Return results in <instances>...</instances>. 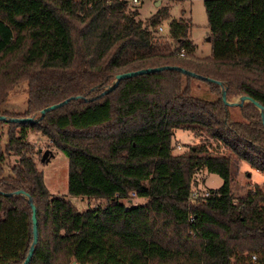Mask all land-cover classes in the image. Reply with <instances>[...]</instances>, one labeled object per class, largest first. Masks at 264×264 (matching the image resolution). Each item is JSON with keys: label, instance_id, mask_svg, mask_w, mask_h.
I'll use <instances>...</instances> for the list:
<instances>
[{"label": "trees", "instance_id": "trees-1", "mask_svg": "<svg viewBox=\"0 0 264 264\" xmlns=\"http://www.w3.org/2000/svg\"><path fill=\"white\" fill-rule=\"evenodd\" d=\"M204 4L212 56L200 59L191 19H173L169 35L160 33L170 6L143 20L133 0H0V115L38 118L82 97L35 123L0 120V264H22L33 242L28 197L9 195L18 190L37 210L28 264H257L254 254L264 264L262 189L236 199L232 157L197 146L173 153L176 130L202 131L264 173L260 110L222 99L226 88L229 101L247 95L264 106V0ZM159 66L197 75L164 69L122 79L101 95L118 74ZM22 82L26 109H2ZM196 82L214 99L196 95ZM31 133L67 154L71 195L102 202L81 211L53 195ZM202 169L224 182L207 200H191Z\"/></svg>", "mask_w": 264, "mask_h": 264}, {"label": "rangeland", "instance_id": "rangeland-1", "mask_svg": "<svg viewBox=\"0 0 264 264\" xmlns=\"http://www.w3.org/2000/svg\"><path fill=\"white\" fill-rule=\"evenodd\" d=\"M138 6L140 18L143 20L151 17L160 7L170 6V18L163 22L162 30H160V33L166 36L169 35L171 20L181 17L191 19V39L196 45L195 56L200 59L212 56V45L209 40L210 28L204 0H141ZM196 84L199 88L201 87L200 89L195 88L196 95H205L211 100L214 99V96L206 93L208 90L206 84L202 82H196ZM27 100L28 85L26 82H22L15 87L2 109L23 112L26 109ZM238 100L239 97L232 98L234 102ZM230 111L233 118L238 120L242 118L237 107H231ZM29 140L43 150L42 156L46 150H50L54 154L48 161H42V156L36 158L37 167L44 173L45 184L53 195L70 199L81 211L102 202L97 199L71 195L69 192V158L67 154L57 149L51 140L40 133H31ZM173 146L175 155L185 154L191 146H197L203 149L205 154L232 157L233 181L231 188L236 199L245 196L249 190L258 187L264 192V173L248 162L236 158L221 141L212 138L207 133L178 129L175 131ZM223 182V178L218 174L202 169L195 176L193 192L218 189ZM135 198V204L145 203V199Z\"/></svg>", "mask_w": 264, "mask_h": 264}, {"label": "water", "instance_id": "water-1", "mask_svg": "<svg viewBox=\"0 0 264 264\" xmlns=\"http://www.w3.org/2000/svg\"><path fill=\"white\" fill-rule=\"evenodd\" d=\"M209 40H210V37H209ZM164 69H178V70H182L184 73L190 74L192 76H196L197 75L193 71H190V70H187L185 68L178 67V66H159V67L143 68V69H139V70H136V71H130V72H125V73L118 74L116 76L114 82L112 83V85H110L106 90H104L101 95L107 94L110 91H112L113 89H115L122 79L133 77V76L140 75V74H145V73H150V72H157V71H161V70H164ZM199 77L204 78L202 76H199ZM208 80H210V79H208ZM217 83L219 85H221V86L223 85L222 82H220V81H218ZM80 98H82V97L81 96H77V97H73V98H70V99H66L63 102H60L58 104H54V105L48 106V107H46V108L41 110V115L38 118H33V117L7 118L4 115H0V120H8V121H11V122L35 123L39 119L44 117V115L48 111L63 106L64 104L68 103L71 99H80ZM222 99H223V102L226 105H228V106L243 105L244 102H246V101L252 102L260 110L261 116H262V123L264 125V106L261 103H259L257 100H255L254 98H252L250 96H247V95H242V96L239 97V100L236 101V102L229 101L228 100V96H227V90H226V88H223L222 89ZM52 156H54V154L51 153L50 150H46L44 152L43 156H42V161H48L50 159V157H52ZM13 194H24L25 196L28 197V200H29V202L31 203V205L33 207V242H32L30 251H29L26 259L22 263V264H28L30 262L32 256H33L34 252H35V248H36V245L38 243L39 229H38L37 210H36V208L34 206L33 199H32V197L29 194L25 193L23 190H18L15 193H11L9 195H13ZM73 264H75V263H73Z\"/></svg>", "mask_w": 264, "mask_h": 264}, {"label": "built area", "instance_id": "built-area-1", "mask_svg": "<svg viewBox=\"0 0 264 264\" xmlns=\"http://www.w3.org/2000/svg\"><path fill=\"white\" fill-rule=\"evenodd\" d=\"M141 2V0H133V3L134 4H139ZM160 30H162V27L160 28ZM185 53H186V51H185V49H182L181 50V55L182 56H184L185 55ZM212 195V192H210V190H204L203 192H198V191H194L193 193H192V195H191V200H195V199H203V200H207V198L209 197V196H211ZM192 219V218H191ZM252 261L254 262V263H257V264H260V262H259V258H258V255H252Z\"/></svg>", "mask_w": 264, "mask_h": 264}]
</instances>
